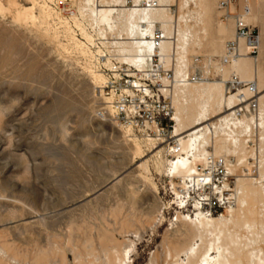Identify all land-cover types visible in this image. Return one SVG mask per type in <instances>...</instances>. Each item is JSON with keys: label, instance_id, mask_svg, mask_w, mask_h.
<instances>
[{"label": "rangeland", "instance_id": "obj_1", "mask_svg": "<svg viewBox=\"0 0 264 264\" xmlns=\"http://www.w3.org/2000/svg\"><path fill=\"white\" fill-rule=\"evenodd\" d=\"M14 1L32 6L30 0ZM0 2L9 12L16 11L9 0ZM73 8L77 14V7ZM9 12L0 15V258L6 257L2 249L6 244L26 256L27 264L34 263L38 251L49 249L56 262L65 257L74 264L76 247L85 254L90 246L101 256L104 249L118 244L121 251L130 250V264H152L156 258L158 264H185L184 256L180 261L168 256V240L181 237L179 231L190 226L179 214L191 216L195 211L176 209L175 191L183 180L172 178L166 162L167 171L161 172L153 163L159 148H164L165 161H173L168 144H148L132 132L143 147L142 156L136 158L124 142L128 128L110 114L85 57L63 37L55 42L42 39L35 26L15 23L14 12ZM217 13L221 21L219 7ZM73 14L64 17L70 19ZM229 41H224L223 51ZM205 48L197 56L202 63L197 65L194 57L190 65L194 73L202 74L199 67L211 57ZM221 54L212 62L219 63ZM259 56L260 51L257 58H249L255 61ZM212 74L214 81L221 80ZM226 88L228 95L238 92L228 81ZM260 97L264 87L251 102L260 105ZM102 112L105 118L99 116ZM253 115L260 118L259 111ZM252 131L251 138L241 135L248 140L247 153L228 157L233 171L237 170L231 173L233 191L245 169L264 184L261 130L254 126ZM207 150L213 155L212 147ZM230 213L226 209L212 217L229 218ZM7 260L15 264L10 253Z\"/></svg>", "mask_w": 264, "mask_h": 264}, {"label": "bare ground", "instance_id": "obj_2", "mask_svg": "<svg viewBox=\"0 0 264 264\" xmlns=\"http://www.w3.org/2000/svg\"><path fill=\"white\" fill-rule=\"evenodd\" d=\"M30 1L32 6L26 8L19 6L14 0H9L10 5L16 9L15 12L10 10L14 13L5 9L0 2V15L9 12L15 23L21 26L32 24L44 40L55 42L60 37L65 38L74 50L85 57L90 77L99 88L105 87L106 77L97 71L89 50L77 39L74 27L86 40L90 39L87 27L97 28L117 40H124L123 50L127 52L129 59L140 62L142 68L147 70L151 69L148 60L154 54L161 58L166 69L176 66L172 98L175 127L172 138L177 145L167 147L173 161H165L162 153L164 148H159L153 159L158 172L165 168L166 162L172 178H182V185L174 190L176 197L182 191H188L189 182L197 181L200 177L199 166L205 168L210 157L225 159L229 172H237L236 169L233 171L228 157L246 152L245 145L248 140L241 139V135H249L251 138L254 126L261 130L260 141L264 144V97H260V105L256 103L255 111L252 110V104H249L256 92L264 87L260 62L264 55L263 0H239L241 7L246 2L250 7L247 23L261 31L258 60L254 61V58L246 55L245 45L241 42V57L228 65L222 62L226 49L225 46L223 51V43L235 38V22L233 19L226 23L217 21L220 0H178L175 12L159 9L128 14H115L109 8L96 9L95 0H72L73 7H77L78 11L70 19L64 17L62 10L50 6L51 2L54 4V0ZM36 10H39V15ZM155 29H160L167 37L158 51L153 50L149 43V37ZM203 47H206L211 57L205 60L206 67H199L202 79L197 83L187 82L186 76L191 75L192 71L190 65ZM219 54L220 62L213 63V57ZM201 63L199 61L197 65ZM212 72L221 80L214 81ZM235 78L240 86H235ZM227 81L238 91L236 94H227ZM252 83L254 87L244 88ZM243 104H247L245 108L248 114H240L239 110H235ZM108 109L113 116L114 111ZM257 111L260 112V118L255 119L253 113ZM226 113L229 114L217 123L204 125ZM132 132L131 129H126L124 142L129 145L136 158L141 157L142 142ZM146 142L152 144L157 141ZM162 144L166 143L159 141V145ZM177 147L180 151L175 154ZM207 147L213 148V155ZM147 167L146 164L144 168L147 170ZM247 173V169L242 171L243 178L238 180L237 191L235 190L237 208L231 210L229 218L207 216L197 207L191 216L179 214L181 221L190 226H184V231H179L181 237L174 236L168 240L169 257L180 261L184 256L185 264H264V236H261L264 232V184ZM260 176L263 180L261 172ZM206 178L211 181L210 176ZM85 248L91 250L84 254L77 247L74 249V264H130V250L121 251L118 244L104 249L101 256L92 247ZM2 249L6 257L0 258V264H10L7 260L8 253L15 264H27L26 256L10 250L6 244ZM158 262L156 258L152 264ZM33 264L69 263L65 257L56 262L55 253L49 249L38 251Z\"/></svg>", "mask_w": 264, "mask_h": 264}, {"label": "built area", "instance_id": "obj_3", "mask_svg": "<svg viewBox=\"0 0 264 264\" xmlns=\"http://www.w3.org/2000/svg\"><path fill=\"white\" fill-rule=\"evenodd\" d=\"M177 2L178 0H95V8L99 10L109 8L115 14L159 9L175 12ZM53 6L62 10L64 15L76 14L72 0H54ZM219 10L223 23L231 19L235 22V38L227 43L222 62L228 65L241 57V42L245 45L246 55L257 58L260 31L246 21L251 11L248 3L241 7L239 0H222ZM87 33L89 40L76 30V36L89 50L92 62L107 76L102 94L108 101L107 107L114 111L112 116L114 120L146 141H162L168 144L167 146H176L177 143L172 138L175 127L172 102L175 75L171 68L166 69L157 54L148 60L151 69L142 68L140 62H132L127 52L123 50L124 40H117L92 27H87ZM166 39L160 29H155L149 37V43L153 50L158 51ZM199 61L197 58V63ZM201 79V75L197 73L186 76V81L191 83H197ZM235 86H240L237 78ZM249 87L254 86L251 84ZM249 104H252L253 111L257 109L256 103L250 101ZM238 110L240 114H248L245 106ZM99 116L105 118L103 112ZM179 151L177 147L175 154ZM198 169L200 177L197 181L189 182L188 191H182L176 197L174 202L176 209L192 211L197 207L210 217L226 209H235L236 196L235 191L231 189V173L226 160L210 157L208 165ZM207 176L211 177L210 182Z\"/></svg>", "mask_w": 264, "mask_h": 264}, {"label": "crops", "instance_id": "obj_4", "mask_svg": "<svg viewBox=\"0 0 264 264\" xmlns=\"http://www.w3.org/2000/svg\"><path fill=\"white\" fill-rule=\"evenodd\" d=\"M262 18H263V19H262V21H263L262 24H264V14H263V17H262ZM261 70H262V72L264 73V55H263L262 62H261Z\"/></svg>", "mask_w": 264, "mask_h": 264}]
</instances>
